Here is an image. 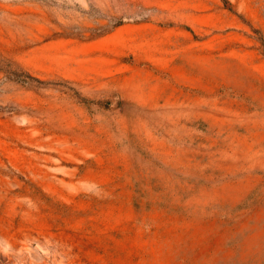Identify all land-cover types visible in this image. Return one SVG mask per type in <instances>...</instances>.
<instances>
[{
    "label": "rangeland",
    "instance_id": "1",
    "mask_svg": "<svg viewBox=\"0 0 264 264\" xmlns=\"http://www.w3.org/2000/svg\"><path fill=\"white\" fill-rule=\"evenodd\" d=\"M0 264H264V0H0Z\"/></svg>",
    "mask_w": 264,
    "mask_h": 264
}]
</instances>
